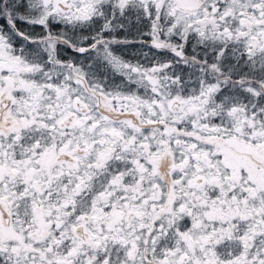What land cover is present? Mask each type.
<instances>
[{
	"label": "snow or ice",
	"instance_id": "6c2138e0",
	"mask_svg": "<svg viewBox=\"0 0 264 264\" xmlns=\"http://www.w3.org/2000/svg\"><path fill=\"white\" fill-rule=\"evenodd\" d=\"M0 264H264V0H0Z\"/></svg>",
	"mask_w": 264,
	"mask_h": 264
}]
</instances>
